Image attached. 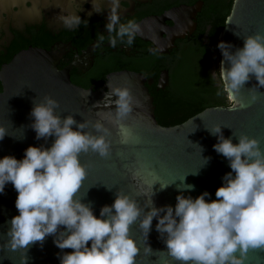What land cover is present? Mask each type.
<instances>
[{
    "label": "clouds",
    "instance_id": "1",
    "mask_svg": "<svg viewBox=\"0 0 264 264\" xmlns=\"http://www.w3.org/2000/svg\"><path fill=\"white\" fill-rule=\"evenodd\" d=\"M90 4L88 17L107 11L104 24L107 35L100 32L92 47L101 48L105 40L111 48L118 44L130 47L142 30L133 19L121 22V0H90ZM80 11V4L78 11H61L58 19L62 27L75 30L83 25L87 28L88 20L81 18ZM216 46L223 59L210 79L218 76L220 85L216 95L224 94L230 110L246 107L237 97L252 77L257 84L247 89L251 99L255 100L257 94L264 95L257 91L264 87V32L243 36V46L234 51L229 42L220 41ZM159 50L149 49L153 55ZM225 61L228 67L224 66ZM106 87L108 90L102 99L92 107L109 109L106 114L109 122L126 139L131 133L123 121L139 106V101L126 83L113 86L107 81ZM58 106L56 99L45 95L33 99L29 113L35 139L53 138L48 147L29 145L21 159L12 155L0 157V193L9 183L17 193V214L6 221L7 241L3 247L25 250L21 264H26L28 247L48 236L54 238L55 246L61 250L59 264H136L139 249L129 234L130 226L138 222L147 237L154 218L155 230L176 264H245L249 249L264 250V147L260 139L233 134L238 141L234 144L231 136H223L222 125L206 127L210 135L217 137L214 151L228 161L230 168L221 177L215 199H209L207 190L195 198L184 195L194 185L185 184L183 176L176 185L178 194L174 205L155 206L151 185L150 192L138 193L145 197L143 205L136 197L117 190L113 202L103 205L99 215H95L91 203L83 202L79 195L86 176L79 157L89 151L108 156L109 128L102 123L103 116L95 122L77 121L74 114L61 117L56 112ZM5 135H9L7 130L0 126V140ZM199 150L201 153L202 148ZM201 159L200 166H203L209 158ZM197 172L198 168L192 174ZM167 186L160 184L161 190ZM64 249L71 251L64 252ZM146 250L151 248L148 246Z\"/></svg>",
    "mask_w": 264,
    "mask_h": 264
},
{
    "label": "water",
    "instance_id": "2",
    "mask_svg": "<svg viewBox=\"0 0 264 264\" xmlns=\"http://www.w3.org/2000/svg\"><path fill=\"white\" fill-rule=\"evenodd\" d=\"M179 10L166 11L150 22H162ZM179 29L178 23L170 27L171 36L163 41V46L171 47L173 39L181 36ZM258 31L264 32V0H232L217 40L231 43V50L234 51L243 46V36ZM159 51L165 52L166 48ZM58 59L59 54L54 48L29 47L13 55L9 62L0 67V126L9 134L0 140V157L12 155L21 159L29 145L48 147L52 143V137L47 141L35 139V132L30 127L32 118L29 113L34 98L41 99L47 95L56 99L59 105L56 112L61 117L74 114L77 121L95 122L103 116L102 123L110 131L109 155L101 157L89 151L81 153L79 157L86 169L79 195L83 202L91 203L95 215H99L103 205L113 202L117 190L136 197L138 203L143 205L145 197L138 196V193L141 190L150 192L151 185L155 206L174 205L178 194L176 185L181 183L183 176L185 184L194 185V189L185 191L184 195L195 198L207 190L209 199H215V191L222 183L221 177L230 168L228 161L214 151L213 144L217 142V137L210 135L206 127L222 125L223 136H231L234 144L238 141L233 134H246L260 139L261 147H264V95L257 94V98L252 100V94L247 90L257 84L254 77L246 82L240 97H237L246 107L230 110L229 105L210 106L178 124L162 126L155 118L153 98L146 86L151 80H147L142 73L131 70L109 73L104 83L93 90L71 83L67 69L57 68ZM222 59L219 52V66ZM224 66L228 67L227 61ZM107 81L113 86L126 83L133 97L139 101V106L134 107L123 121L124 127L131 133L126 139L122 137L120 129L109 122L106 115L109 109L92 107L108 90ZM166 83L167 71L162 70L158 86L162 88ZM257 91L264 93V87ZM111 107L114 108V105ZM98 112L101 115H97ZM197 145L202 148L201 153ZM204 157L209 159L200 166ZM197 168V174H192ZM160 184L168 186L161 190ZM16 196L10 183L0 193V264H21L25 251L3 247L7 241L4 235L8 227L6 221L17 214ZM155 224L154 218L147 237L140 230L138 222L130 226L129 234L139 249L136 264H176L168 256ZM53 239L48 236L42 242L31 244L25 253L26 264H59L61 250L55 246ZM148 246L151 251L146 250ZM63 251L69 252L71 249ZM244 260L245 264H264V250L249 249Z\"/></svg>",
    "mask_w": 264,
    "mask_h": 264
},
{
    "label": "flooded vegetation",
    "instance_id": "3",
    "mask_svg": "<svg viewBox=\"0 0 264 264\" xmlns=\"http://www.w3.org/2000/svg\"><path fill=\"white\" fill-rule=\"evenodd\" d=\"M79 4L81 18L88 20L87 28L83 25L75 30L62 27L58 14L78 11ZM228 7L229 0H121V22L147 21L140 24L141 33L130 47L118 44L111 48L105 40L101 48L94 49L97 35L100 32L107 35L104 28L107 11L88 17L90 0L72 3L69 0H0V67L29 47L54 48L59 54L57 68L67 69L71 83L95 90L104 83L107 74L131 70L151 80L146 86L153 98L154 91L168 90L169 69L198 41L208 40ZM171 9L180 10L162 22H150ZM175 23L179 24L181 36L173 39L171 47H165L163 41L171 36L169 29ZM151 48H166V51L153 55ZM162 70L167 71V83L160 88L158 78Z\"/></svg>",
    "mask_w": 264,
    "mask_h": 264
},
{
    "label": "trees",
    "instance_id": "4",
    "mask_svg": "<svg viewBox=\"0 0 264 264\" xmlns=\"http://www.w3.org/2000/svg\"><path fill=\"white\" fill-rule=\"evenodd\" d=\"M232 0L223 20L214 28L208 40L183 53L177 64L169 69L170 87L167 91L153 92L154 115L162 126L178 124L206 107L223 105L228 101L219 89L218 76L210 79L211 69L218 70L219 52L217 34L224 25Z\"/></svg>",
    "mask_w": 264,
    "mask_h": 264
}]
</instances>
